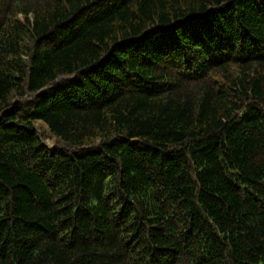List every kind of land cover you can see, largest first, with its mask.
Segmentation results:
<instances>
[{"label": "trees", "instance_id": "1", "mask_svg": "<svg viewBox=\"0 0 264 264\" xmlns=\"http://www.w3.org/2000/svg\"><path fill=\"white\" fill-rule=\"evenodd\" d=\"M0 264H264V0H0Z\"/></svg>", "mask_w": 264, "mask_h": 264}, {"label": "rangeland", "instance_id": "2", "mask_svg": "<svg viewBox=\"0 0 264 264\" xmlns=\"http://www.w3.org/2000/svg\"><path fill=\"white\" fill-rule=\"evenodd\" d=\"M52 142V141H51Z\"/></svg>", "mask_w": 264, "mask_h": 264}]
</instances>
